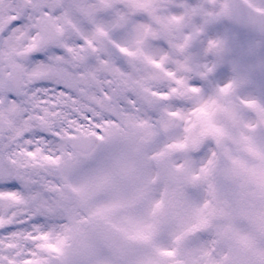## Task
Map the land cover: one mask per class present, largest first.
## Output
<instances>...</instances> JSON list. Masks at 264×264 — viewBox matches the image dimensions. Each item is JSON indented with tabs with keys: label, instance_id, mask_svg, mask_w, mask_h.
Returning <instances> with one entry per match:
<instances>
[{
	"label": "snow or ice",
	"instance_id": "6c2138e0",
	"mask_svg": "<svg viewBox=\"0 0 264 264\" xmlns=\"http://www.w3.org/2000/svg\"><path fill=\"white\" fill-rule=\"evenodd\" d=\"M0 264H264V0H0Z\"/></svg>",
	"mask_w": 264,
	"mask_h": 264
}]
</instances>
